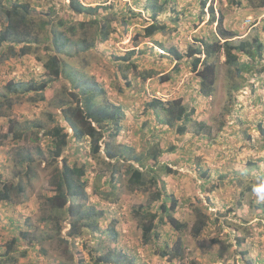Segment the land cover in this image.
Returning <instances> with one entry per match:
<instances>
[{"label":"rangeland","instance_id":"374dc122","mask_svg":"<svg viewBox=\"0 0 264 264\" xmlns=\"http://www.w3.org/2000/svg\"><path fill=\"white\" fill-rule=\"evenodd\" d=\"M2 1L5 4L29 2L37 11L44 13L45 18L52 13L50 8H55L53 18L64 17L68 20L63 22L66 25L94 17L109 20L115 31L107 41L95 40V46L90 50L95 64L90 65L87 71L96 77L93 80L103 78L101 83L109 92L108 96L111 94L113 99L117 102L122 100L124 104L123 129L114 142V149L131 147V153L138 154L154 148L161 150V154L158 162L150 158L144 160L145 183L136 186L129 181L126 166L120 167L111 181V166L103 153H93L89 139L77 141L70 137L62 159H56L49 151L51 138L44 141L28 134L26 141L15 142L4 136L5 130L1 131L0 169L8 159L16 158L18 147L35 156L39 147L43 154L37 156L40 162L38 177L26 185L27 197H15L9 204H0V257L7 250V245L17 239L12 252L16 257L15 264H78L81 258L84 264H95L96 257L109 250H114L112 255L120 264H135L136 260L140 264L138 258L141 255L146 259L144 264H248V260L264 264V212L253 210L251 205L252 199L264 202L253 191L254 186L264 183V137L258 128L260 123L264 127V59H260L250 72L246 70L243 77H237L234 74L229 76L222 54L215 57L217 83L212 94L205 96L197 89L199 83L193 71V57L176 59L167 51L175 48L185 53L191 44L203 46L201 39L214 42L220 38L221 42L224 41L218 34L216 23L209 21L210 4L214 5L217 16L224 14L226 28L238 34L230 40L252 42L259 38L264 44V6H259L260 0H208L202 20L203 0H168L166 4H163L165 0H157L163 9L156 19L163 21L167 29L137 43L133 40L135 31L143 30L152 22L153 12L148 0H80L88 6H102L92 17L76 16L69 11L67 5L70 0ZM66 25L59 28L70 27ZM78 30L82 31L79 27ZM129 50H134L128 58L129 69L121 71L113 55L129 56ZM240 58L250 60L246 54H240ZM261 68L262 73H257ZM124 72L132 81L130 87L122 76ZM44 73V64L33 52L26 57L0 62V83L3 85L14 79L36 82L39 77L44 78ZM62 81L67 87L70 85L68 81ZM235 83L243 86L239 90H231ZM61 84L53 82L43 93V100H38L37 94L31 93L37 104L24 96L16 97L15 102L8 106L9 118L32 116V119L46 123L44 130L60 121L62 125L64 119L55 104L59 94L66 96L67 87ZM150 90L160 96L164 108L171 106L169 102L172 100L181 98L180 103L185 110L189 113L193 110L181 131L174 120L169 123V109L149 105ZM50 110H57L59 118L50 117ZM6 120L0 116V125ZM196 129L199 133L195 132ZM146 140L151 141L150 148H147ZM65 159L70 165L86 168L88 204L96 209L98 217V222L78 227L76 239L68 234L70 218L66 214H57L60 223L48 217L51 206L47 197L53 194L50 179ZM10 173V167L0 171V186L4 180L13 179ZM159 189L164 194L161 197L157 195ZM171 196L177 199L178 204L170 213L186 226L177 230L169 221L160 222L158 217L154 229L159 238L155 243L144 244L137 210L143 206L145 211L155 212L160 201L166 202ZM170 202L168 200V204ZM196 208L209 216L208 224L198 237L191 233L198 217ZM52 214L55 216L54 211ZM164 217L165 220L169 218L167 214ZM112 222H116L121 235L117 239L111 237ZM247 233L251 236L247 242L237 245L238 238ZM178 237L183 241V259L172 260L166 255H158L169 250ZM35 240L40 243H32ZM241 249L248 250L245 257H242ZM119 254L137 259L134 263L125 262V259L122 262ZM109 264L117 263L111 260Z\"/></svg>","mask_w":264,"mask_h":264},{"label":"trees","instance_id":"16d2710c","mask_svg":"<svg viewBox=\"0 0 264 264\" xmlns=\"http://www.w3.org/2000/svg\"><path fill=\"white\" fill-rule=\"evenodd\" d=\"M167 1L168 0H165L163 4H166ZM207 1L208 0L202 1L200 20H202V17L205 15L204 8L207 6ZM148 5L153 12L152 16L154 20L151 24L145 26L143 30L135 31L133 38L135 43L142 38L145 39L146 37H152L156 33L164 32L167 29V25L163 21H158L156 19L157 14L163 9V6L158 4L157 0H148ZM259 6H264V0L259 1ZM67 7L69 8V11L76 16L82 14L83 17H92L93 13L97 15L98 10L102 8L100 5L94 7L85 5L80 0H70ZM208 8L210 15L209 21L213 24L218 20V34L224 38V41L221 42L220 38H217L214 42H208L201 39L200 43L203 46H199L198 44L193 46L191 44L189 45L188 51L185 53L178 52L175 48H168L169 50H167L168 52H171L176 59H182L184 56L190 58L193 57V71L197 75L196 78L199 79V81L197 80L199 83L197 89L205 96L212 94L217 83L218 65L215 57L222 54L225 58L224 63L228 66L229 76L234 74L237 77H243V73L246 70L250 72L260 59H264V44L259 41V38H255L252 42L244 40L236 42L230 40V38L237 36L238 34L234 30L226 28L224 25V14L219 13L217 16L213 4L209 5ZM50 10L52 13L48 18H45L43 16L44 13L37 11L29 2L16 1L15 3L5 4L0 0V18L1 16L3 17V19H0L2 23L0 29V62H4L10 58L26 57V55L33 52L37 55L38 60L44 64L45 69L44 78L39 77L36 82L28 83L14 79L7 82L6 85L0 83V114H4V110L15 102L16 97L24 96L28 98L31 92H38L37 99H39L41 97V92L55 81L62 82L61 85L64 87H67V85L63 83V79L66 80V82H71V84L78 81V85L82 86L83 83L81 81H83L88 75L85 70H87L90 65L95 64L93 56L90 53V50L95 46V40L97 39L99 42L107 41L110 38L111 32L115 31L111 22L102 17L81 20L78 21V24H75V20L74 23H71L73 25H66L65 23H67V19L64 17H58V19L55 20L53 18L55 8H50ZM36 18H39V22H36ZM55 21H57V24H54ZM61 25L70 27L61 29L59 28ZM94 25H96V29L92 30ZM78 27L81 28L82 31H79ZM90 30L92 31V34H90ZM40 50H43V52ZM129 51H131L129 52V56L113 55L114 59L119 63L121 71L129 69L128 58L134 53V50ZM240 54L249 55L250 60H241ZM198 55H204V57ZM123 60H127V62H123ZM257 73L261 74L262 68L257 71ZM122 76L127 79L126 83L130 87L132 81L129 78L128 73L124 72ZM242 86L243 84L235 83L231 90H239ZM94 90L103 92L104 88L99 82H97ZM84 91L86 92L85 88ZM65 93L66 96L59 94V100L63 101L60 105L69 106L67 119L74 129V138L79 141L88 136L91 139V147L94 154L100 153V141L106 136L105 151L107 155L111 158L119 155L121 156L117 161V165L122 164L120 161L126 162L129 160L142 164L144 160L149 158L158 162L161 150L158 151L153 148L148 149L145 152L133 154L131 153V147L124 148L120 146L118 150L114 149V142L123 129L121 123L125 116L123 106L111 103L109 100L103 105H98L94 101V94L91 95L87 93L82 98H79L78 93L69 90V87L68 90L66 89ZM181 101V98L174 99L169 102L171 106L169 105L166 107L169 109L168 116L171 118L168 120L169 123L174 120L175 123L180 126V131L190 119V113L193 112V110H191L190 113L187 112L185 107L181 105ZM163 104L164 103L158 99H153L149 103L150 106L155 107L156 105H160L164 108ZM23 119L24 118L18 117L11 118L7 123H4L1 126L0 132L7 129L4 134L5 136L10 137V139L15 142L22 140L31 130V127L28 126L29 123H24ZM94 122L96 125L93 124ZM39 123L40 126L46 124L41 120H39ZM199 124L202 125L201 123ZM25 125L27 126L25 127ZM203 127L205 128L206 126ZM258 128L264 137V127H262V123L259 124ZM195 132L199 133V130L196 129ZM43 133L51 138L50 153L54 157L60 156L64 148L68 145L67 132L61 125L57 124L43 130ZM145 142L147 148H150L151 141L146 140ZM37 150L39 155L43 154V151H41L39 147H37ZM19 151V157L23 162L19 163V165H26V168L24 167V175L17 179V183L4 182L0 187V203L14 201V195L24 198L27 197L28 194L27 192L25 193L26 188L24 182H28L33 179V176H37V168L32 165V153L22 147L19 148ZM142 165L144 166L146 164ZM127 170L130 174L129 179L132 184L143 185L145 183L144 174L140 169H133L132 165H128ZM85 173L86 168L84 166H70L65 161L62 169L58 167L52 176V184L57 193L47 197L48 205L52 207V209L49 207L51 213H49L48 217L55 221V223H60L57 214L59 212L63 214L67 213L70 217L71 225L68 234L75 239L77 237L76 235L79 234V226H84L86 223L90 226L92 223L98 222L96 210H86L83 203L76 202L75 200V197L78 198L79 196H83L86 200L89 198L86 181L82 179V176ZM202 175H205V170L202 171ZM24 178H26V180H24ZM155 181L157 180L155 179ZM159 193L162 192L159 191L157 194L161 197L162 195ZM20 200L21 198L18 199V201ZM169 200L171 201L170 204L161 201L158 206L157 212L165 213V215L167 214L169 217L168 220H165V217L161 216L160 221H169L176 229L182 230L186 224L170 213L171 210H174L177 207L178 201L173 196H171ZM251 205L253 210L261 209L264 212V202H256L252 199ZM52 211H54L55 216L52 214ZM137 212L140 213L139 220L141 222L143 234L146 236L153 232V239L157 240L159 234L154 229V220L157 217V214L143 210V206L140 210H137ZM196 212L198 217L195 219L191 228V233L194 237L200 236L208 224L209 218V216L198 208H196ZM9 220L12 221L13 219L9 218ZM27 224H29V222H27ZM94 230H96V228H94ZM111 237H118L116 222H113L112 224ZM250 237L249 233L239 237L237 245L241 246L243 243H246ZM149 239H151L150 234L148 237H145L144 241L148 242ZM17 241V239L12 240L9 245H7V250L0 257V264H15L16 257L12 256V252L15 250L14 247ZM36 242L39 241H32V243ZM96 250H99V248L97 247ZM240 251L242 257H245L246 253L248 254V250L241 249ZM177 253L181 256L184 255L183 241L181 238L175 242V253L172 257H176ZM112 254H114V250H109L107 253L100 254L96 257L94 263L109 264L112 260L117 264H120ZM118 258H120L122 262L123 259H126L125 262L128 263H134V260L136 259L131 256H122V254H119ZM247 263L255 264V262L251 260H248ZM78 264H84L82 258L79 260Z\"/></svg>","mask_w":264,"mask_h":264},{"label":"clouds","instance_id":"9594fccd","mask_svg":"<svg viewBox=\"0 0 264 264\" xmlns=\"http://www.w3.org/2000/svg\"><path fill=\"white\" fill-rule=\"evenodd\" d=\"M12 1H16V0H12ZM211 5V4H210ZM151 17H153V16H151ZM153 20H154V18H152V22H153ZM151 22V23H152ZM151 23H149V24H151ZM215 23H216V27L218 26V20H216L215 21ZM148 24V25H149ZM1 29V28H0ZM76 68H78V67H76ZM79 70H81L80 68H78ZM85 72L86 73H88V75H87V77L83 80V81H81L82 83H83V85L82 86H79L78 85V81L76 82V83H74V84H71V82H67L68 83V87H69V90H72V91H75L76 93H78V97L79 98H82L85 94H91V95H93L94 94V101L96 102V104H98V105H103V104H105L106 103V101L107 100H109L111 103H114V104H116V105H121V106H123V108H124V110H125V107H124V104H123V102H122V100H120L119 102H117L115 99H113V97H112V95L110 94L109 96H108V93L109 92H107V90H106V88H105V85H104V83L102 84L101 83V81H102V79H96V80H93V77H95L93 74H91V73H89L87 70H85ZM96 78V77H95ZM104 80V79H103ZM17 81H19V80H17ZM97 82H99L102 86H103V88H104V91L103 92H98V91H95L94 89H95V87H96V83ZM7 83V82H6ZM5 83V84H6ZM68 87H67V90H68ZM84 88L86 89V92L84 91ZM48 88H46V89H44L42 92H41V97L38 99V100H43L44 98H45V96H44V92L47 90ZM92 90V91H91ZM89 91H91V92H89ZM32 94H37V93H33V92H31ZM30 93V94H31ZM150 97H151V101L153 100V99H158V100H160L161 98H160V96L158 95V94H154L153 92H151V90H150ZM27 100H29L30 102H32V103H38V101L33 97V96H30L29 95V97L27 98ZM61 102H63V101H60L59 100V98H56L55 99V104L57 105V109L59 110V113H60V116H61V118L63 117V119H64V121H63V123H62V125H61V121L60 122H57V124H59V125H61L63 128H64V130L67 132V134H68V143H69V139H70V137H73L74 138V129H73V127H72V125L69 123V121H68V119H67V116H68V105H60V103ZM129 107V106H128ZM7 109H8V107H7ZM7 109L6 110H4V114H0V116H4V117H6L8 120H10L11 118H9V113H8V111H7ZM6 115V116H5ZM24 115V114H23ZM49 115H50V117H55L56 119H58L59 118V115H57V110H50L49 111ZM125 115H126V110H125ZM18 118H24L23 119V122L24 123H29V125L28 126H30L31 127V130L29 131V133L28 134H31V135H34V138L35 139H40V138H42L44 141H47V136H46V134H44L43 133V126H40V123H39V120L37 119V118H33L32 119V116H21V115H19V116H17ZM8 120H6V122L5 123H7L8 122ZM4 123H2L0 126H2ZM56 124V125H57ZM94 125H96V123L94 122L93 123ZM27 125H25V127H26ZM54 126V125H53ZM52 127V126H51ZM0 129H1V127H0ZM6 131H7V129L5 130V132H4V134L6 133ZM27 134V135H28ZM5 136V135H4ZM88 137V136H87ZM84 137L83 139H89L90 140V146H91V139L88 137ZM8 138H10V137H8ZM50 138V137H49ZM82 139V140H83ZM27 140V136L25 137V138H23L21 141H26ZM74 140H76L75 138H74ZM105 140H106V136H104L103 137V139L100 141V145H101V148H100V153H103L104 154V157H105V159H106V161H108L107 163L111 166V168H112V172L109 174L110 175V179H111V181H113L114 179H115V174L119 171V169H120V167H122V166H126V171L128 172V165H132V168L133 169H140V171H142L143 172V170L146 168V165H142V164H144V163H142V164H140V163H138V162H135V161H133V160H129V161H126V162H123V161H120L122 164H118L117 165V161L120 159V155L118 156V157H116V158H119L118 160H115L116 158H111V157H109L108 155H107V153H106V151H105ZM78 141V140H77ZM80 141V140H79ZM20 144H22V143H20ZM49 147H51V145H49ZM67 147V146H66ZM65 147V148H66ZM19 148L20 147H18L17 148V153H16V158L14 159V160H12V161H14V162H12V161H10L9 159L5 162V164H3V166L1 167V169H0V171L2 170V169H4L5 167H10L11 168V173H10V175H12L13 176V179H10V180H4L3 181V184H4V182H14V183H17L18 182V180L17 179H19L20 177H22L23 175H24V172H25V170H24V167L26 168V165H22V166H20L19 165V163H23L22 162V160L20 159V157H19ZM64 148V149H65ZM91 150H92V147H91ZM64 151V150H63ZM93 151V150H92ZM31 153V152H30ZM94 153V152H93ZM99 153V154H100ZM62 154H63V152H62ZM62 154L60 155V156H57V157H54V158H56V159H58V158H61L62 159ZM38 152H36V156L32 153V165H34L36 168H37V176L36 177H34L33 176V179L32 180H29L28 182H24V186H25V188H26V185L28 184V183H31L35 178H37L38 177V175H39V164H40V162L38 161ZM108 159V160H107ZM65 161L68 163V161L65 159L64 161H63V164L65 163ZM105 161V160H104ZM11 162V163H10ZM27 164V163H26ZM63 164L61 165V166H58L60 169H62V166H63ZM69 164V163H68ZM70 165V164H69ZM70 166H75V165H70ZM54 172H55V170H54ZM54 172H53V174H54ZM4 173V172H3ZM8 174V173H7ZM143 174H145V172H143ZM5 175V174H4ZM53 176V175H52ZM85 176H86V173L85 174H83V176H82V179H84L85 180ZM9 178V177H8ZM130 178V177H129ZM153 178L154 179H157V177L155 178L154 176H153ZM52 177H51V179H50V183L52 184ZM16 180H17V182H16ZM24 180H26V178H24ZM144 180H145V177H144ZM86 181V180H85ZM129 181H130V179H129ZM2 184V185H3ZM132 184V183H131ZM1 185V186H2ZM134 185H136V184H134ZM0 186V187H1ZM86 186H87V183H86ZM136 186H140V185H136ZM215 187V186H214ZM52 190H53V194H51L50 196H52V195H54V194H56L57 193V191L55 190V188H54V185L52 184ZM159 191H161L162 193H159V194H161L162 196L164 195L163 194V191L161 190V189H159L158 190V192ZM253 191L254 192H256L259 196H260V198L261 199H264V183H261L260 185H258V186H254V188H253ZM87 192H88V189H87ZM88 195H89V193H88ZM15 197H20V196H15L14 195V198ZM175 198V197H174ZM89 199V198H88ZM75 200H76V202H80V203H83V206H85L86 207V210H96L92 205H89L88 204V200H86V199H84V197L83 196H79L78 198L77 197H75ZM169 200V199H168ZM168 200L166 201L167 203H168ZM162 201V200H161ZM160 201V202H161ZM11 202H13V201H11ZM10 202V203H11ZM165 202V201H164ZM69 203V202H68ZM0 204H2V203H0ZM7 204H9V203H7ZM160 204V203H159ZM144 210V209H143ZM158 211V208H157V210L155 211V212H153V213H156L157 214V217L155 218V220L159 217V221H160V217L161 216H164L165 215V213H163V214H160V213H162V212H157ZM149 212H152V211H150L149 210ZM66 213V212H65ZM66 215H67V213H66ZM68 216V215H67ZM69 217V216H68ZM70 218V217H69ZM117 221H118V218H115ZM155 220H154V222H155ZM160 222H163V221H160ZM111 224H113V222L111 223ZM194 224V223H193ZM69 225H70V222H69ZM84 226H89L88 225V223H86V224H84ZM80 227V226H79ZM82 227V226H81ZM154 227H155V225H154ZM70 228H71V225L69 226V229H68V232L70 231ZM142 229V228H141ZM176 229V228H175ZM178 230V229H177ZM116 231H117V229H116ZM142 231H143V229H142ZM118 232V231H117ZM111 234H112V231H111ZM149 234H150V236H151V239H149V241L148 242H145L144 241V239H145V237H148L149 236ZM148 235H144L143 234V232H142V241H143V243L144 244H149V243H151V242H153V243H155L157 240H154L153 239V232H151V233H149ZM77 237L79 236V234L78 235H76ZM121 235L118 233V237H120ZM117 237V238H118ZM117 238H114V239H117ZM159 238V237H158ZM180 237H178L176 240H175V242L179 239ZM182 239V238H181ZM175 242H174V244L169 248V250H167L166 252H159L158 253V255L160 254L161 256H164V255H166L168 258H170V259H176V258H178V257H182L181 259H183V257L185 256V254L183 255V256H181V255H178V253H177V256L176 257H172L173 256V254L175 253ZM126 255V254H125ZM126 256H130V255H126ZM131 257H133V256H131ZM133 258H135V257H133ZM137 259V258H136ZM135 259V260H136ZM126 260V259H125ZM134 260V261H135ZM138 260L140 261V264H144V263H147L146 262V259L141 255V256H139V258H138ZM135 264H137V260L135 261ZM182 264H187L186 262H184V263H182Z\"/></svg>","mask_w":264,"mask_h":264},{"label":"crops","instance_id":"0c3cea01","mask_svg":"<svg viewBox=\"0 0 264 264\" xmlns=\"http://www.w3.org/2000/svg\"><path fill=\"white\" fill-rule=\"evenodd\" d=\"M198 81H199V79H198Z\"/></svg>","mask_w":264,"mask_h":264}]
</instances>
